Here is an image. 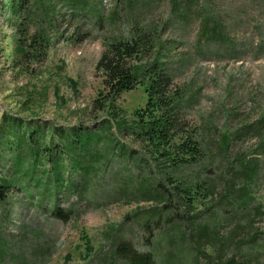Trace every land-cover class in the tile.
Listing matches in <instances>:
<instances>
[{
  "label": "rangeland",
  "instance_id": "1",
  "mask_svg": "<svg viewBox=\"0 0 264 264\" xmlns=\"http://www.w3.org/2000/svg\"><path fill=\"white\" fill-rule=\"evenodd\" d=\"M34 2L0 0V123L9 115L46 123L51 131L97 129L105 117L94 111L104 89L96 65L106 41L129 39L137 22L142 27L153 23L160 36L158 56L171 68L173 90L185 103L183 117L207 153L203 177L218 185L215 197L224 189L236 196L246 180L251 183L248 208L226 211V220L220 219L217 235L233 241L210 264H264V216L255 212L264 207V0H141L129 14L123 10L124 0H97L90 6L92 14L82 21V30L58 6L53 27L46 33L51 47L42 56H34L38 48L33 42L38 26L30 11ZM215 24L226 41L206 38L207 29L211 35ZM146 97L138 87L123 94L116 107L131 119L136 110L145 108ZM118 138L139 148L125 136ZM11 159L0 150V177L11 176ZM64 159V177L76 186L71 192L62 191L59 201L65 213L74 204L75 213L68 220L38 214L25 206L29 198L18 190L17 200L0 205V264H122L112 254L115 240L138 245L139 237L146 236L125 219L148 205L116 197L99 206L95 196L109 189L108 180L95 177L96 186H86L84 171H71L69 156ZM244 161L256 163L250 179L238 173ZM108 167L98 176L119 168ZM249 220L253 221L246 227ZM123 222L127 223L120 228ZM181 229L188 241L193 238L184 221ZM169 248L166 243L159 246L163 258L159 264H190L170 254ZM203 259L195 261L205 264Z\"/></svg>",
  "mask_w": 264,
  "mask_h": 264
},
{
  "label": "trees",
  "instance_id": "2",
  "mask_svg": "<svg viewBox=\"0 0 264 264\" xmlns=\"http://www.w3.org/2000/svg\"><path fill=\"white\" fill-rule=\"evenodd\" d=\"M95 1L35 0L30 10L38 26L33 37V42L38 43L34 56L47 55L51 47L46 33L53 27L58 6L66 9L82 30V21L92 14L90 6ZM124 3L123 10L129 14L138 9L141 0ZM20 8L21 5L13 12ZM97 18L103 22L101 17ZM140 25L139 22L134 25L129 39L106 41L105 51L97 61L96 74L102 78L104 87L94 103V111L105 117L100 127L93 131L71 129L67 133L59 127L51 131L48 124L31 118L2 117L0 150L12 157L13 172L11 176L0 177V205L17 200L18 190H22L30 199L27 198L25 206H31L38 214L68 220L76 206L71 205L65 213L59 201L62 191L71 192L76 186L64 177L67 154L71 171H84L86 186H96L95 177L108 180L109 189L95 196L99 206L116 197L128 204L148 205L125 219L146 235L139 237L138 245L121 238L113 244L112 254L122 264H159L163 260L158 250L162 243L169 244L170 254H178L186 263L197 264L195 260L202 256L205 264H210L215 257L223 256L233 241L221 240L217 235L220 219L226 220V211L238 213L248 208L251 183L246 180L237 197L226 189L219 193L218 199L215 197L218 185L203 177L207 153L195 129L183 117L185 103L173 90L171 68L158 56L157 28L153 23ZM217 28L215 24L211 35L207 29L206 38L226 41ZM19 48L26 57L23 48ZM138 87L144 89L147 103L128 119L116 103L123 94ZM118 136L131 139L139 148L126 145ZM99 144L103 145L102 150L97 149ZM2 160L8 162L7 157ZM85 162L87 165L80 169ZM108 166L119 168L98 176ZM196 168L199 170L192 173ZM241 168L238 173L250 179L256 172V163L244 161ZM83 200L80 197L79 201ZM256 208L255 212L264 216V207ZM182 221L193 236L189 241L187 232L181 229ZM127 222L120 224V228Z\"/></svg>",
  "mask_w": 264,
  "mask_h": 264
}]
</instances>
